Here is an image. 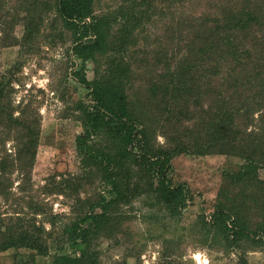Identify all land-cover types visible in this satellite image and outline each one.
Here are the masks:
<instances>
[{"label":"trees","instance_id":"16d2710c","mask_svg":"<svg viewBox=\"0 0 264 264\" xmlns=\"http://www.w3.org/2000/svg\"><path fill=\"white\" fill-rule=\"evenodd\" d=\"M97 1L17 0L27 38L47 10L59 18L71 38V76L90 102L74 105L83 170L62 182L80 212L57 235L55 216L48 218V230L33 216L9 218L0 223V252L33 251L8 264H36L38 256L47 257L46 264H99L100 237L133 249L125 223L134 200L156 209V218L161 213L180 219L192 195L186 184L172 181V159L218 153L238 158L237 168L223 171L213 211L197 216L200 240L226 253L235 250V264H249L247 249H258L264 258V0H217L214 15L176 22L163 35L168 42L149 50L137 48L146 38L145 23L186 0H112L111 8L99 12ZM135 68L154 73L150 78L159 82L137 86ZM86 70L93 71L91 79ZM9 80L0 76V150L8 138L16 147L13 157L5 148L0 153V194L13 168L29 172L39 139L37 119L31 113L14 116L5 101ZM157 132L164 144L156 143ZM90 178L99 189L93 197H79L96 189ZM162 242L170 264L182 251L171 238Z\"/></svg>","mask_w":264,"mask_h":264},{"label":"rangeland","instance_id":"374dc122","mask_svg":"<svg viewBox=\"0 0 264 264\" xmlns=\"http://www.w3.org/2000/svg\"><path fill=\"white\" fill-rule=\"evenodd\" d=\"M0 1L3 2V6L0 5V76L11 79L10 89L6 87L8 95L5 101L10 104L14 116L31 113L30 118L37 119L39 130L34 163L29 172L13 168L8 175L7 190L0 194V223L16 215H27V218L33 216L37 224L41 223L45 230L54 228L57 235L63 224L73 219L81 209L79 204H75L70 188L62 182L81 174L83 170L75 147V138L82 131V126L76 118L79 111L74 105L79 99L87 102L90 100L84 96L85 88L71 76L73 65L66 52L71 38L56 14L47 10L27 38L25 14L17 9V0ZM216 1L186 0L174 5L169 11L166 9L167 16H153L149 23H145L143 35L146 38L139 40L137 48L149 50L164 42L166 39L163 35L173 30L176 22L214 15L213 5ZM112 6V0H98L96 11H107ZM172 49L175 50V45L169 46L168 54ZM148 68L154 69L152 63ZM154 71L162 72L163 68H155ZM135 72L141 77L133 82L141 88L145 85L142 83L159 82V79L150 78L154 73L145 74L141 68H135ZM92 76L93 71L86 70V77L91 79ZM155 140L158 144L165 143V137L159 132ZM15 147L14 140L8 138L0 153L5 148L13 157ZM171 163L172 181L186 184L192 195L180 219L174 220L161 213L156 218V209L146 207L140 199H135L128 211L131 220L125 223L131 231L129 244L131 247L134 245V248L125 244L112 246L110 239L100 237L96 244V249L100 251L99 264H169L168 259L162 256L164 237L177 241L179 251H182L178 257H167L172 261L170 264L236 263L238 254L235 250L226 253L218 249L219 246L202 243L197 216L202 210L205 215L213 211L217 191L222 183V173L224 170L235 171L238 158L218 153L204 156L179 155ZM90 181L96 189L92 188L88 194L81 191L79 197L95 195L99 188L93 178ZM33 208L40 210L34 212ZM53 216L56 219L54 227L48 220ZM138 249L139 254L134 255ZM52 250L50 248L49 252ZM247 250L249 264L264 263L261 251ZM29 253L33 251L16 248L1 251L0 264L21 262L26 260ZM38 257L36 264L47 263V257Z\"/></svg>","mask_w":264,"mask_h":264}]
</instances>
